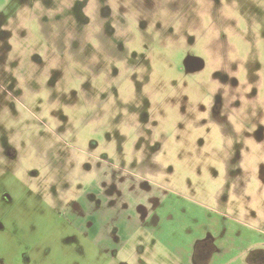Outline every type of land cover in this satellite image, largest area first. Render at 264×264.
I'll list each match as a JSON object with an SVG mask.
<instances>
[{
  "label": "rangeland",
  "instance_id": "1",
  "mask_svg": "<svg viewBox=\"0 0 264 264\" xmlns=\"http://www.w3.org/2000/svg\"><path fill=\"white\" fill-rule=\"evenodd\" d=\"M113 180L155 223L66 242ZM4 214L0 264H202L203 229L210 264H264V0H0Z\"/></svg>",
  "mask_w": 264,
  "mask_h": 264
},
{
  "label": "flooded vegetation",
  "instance_id": "2",
  "mask_svg": "<svg viewBox=\"0 0 264 264\" xmlns=\"http://www.w3.org/2000/svg\"><path fill=\"white\" fill-rule=\"evenodd\" d=\"M188 15V14H187ZM190 19V16L188 17ZM174 28V27H171ZM170 28V29H171ZM197 60H194V63ZM193 63V64H194ZM198 64V61L197 63ZM153 131H151V135H153ZM154 137V136H153ZM220 143L226 145L228 142L221 141ZM231 150V157H227L226 163L227 167L230 166L231 159L239 158L238 155H232ZM7 154L12 155L16 157L17 153L16 150L8 149ZM234 156V158L232 157ZM145 170H147L146 166L144 167ZM143 169V170H144ZM240 169L236 172L238 173ZM8 171L4 173L2 176L3 179H5L8 176ZM144 173V172H143ZM114 181V180H113ZM116 184V188L114 190L112 189H103L100 191H94L91 192L90 198H85V203L83 204V214L79 215L74 213L72 210H70L71 216L68 217L65 215L64 220H66L65 226L67 228V231L65 232V236L63 239L66 242L75 243L76 241H84L87 240L89 242L97 244V238L100 236L102 239H105L107 242H114L118 240L117 234L121 230L120 228L123 227L126 222L128 221V217L132 216L136 219H141L142 222H145V225L149 227V222L155 223L156 218H158L159 215L156 216V211L160 210V213L164 209L163 204H159L157 206H152L151 211L149 210V206L146 203H139L136 206L132 202L133 199H140L149 197L151 199H155L156 203H160V200H156V194L152 191H149L150 187L148 185L144 184V182H141L139 186L136 184L137 182H134L132 185L134 187H131L130 183H125L122 181H114ZM118 182V183H117ZM131 182V181H130ZM165 183L162 182V184L156 182L155 180H151V190L153 186H163ZM130 185V186H129ZM129 186V188H127ZM135 189H138V193L135 194ZM213 195V194H212ZM137 197V198H136ZM12 200V198L10 199ZM52 202V203H51ZM51 206L55 211H60L58 209L57 201L54 199V201H51ZM67 204L69 205V201L66 200ZM73 203V202H72ZM163 207V208H162ZM88 217L94 218V221L96 224H93L92 222L89 224H92L91 234L89 235L87 232V229L81 230L79 229V223L80 221L88 222ZM199 219V217H198ZM198 219L191 221L195 222L198 221ZM137 221V220H136ZM138 222V221H137ZM142 224V223H141ZM143 225V224H142ZM111 226L113 229L111 232H106V229ZM196 226L199 230H201L204 226L203 223H196ZM0 227H2L0 225ZM93 229L95 232H93ZM203 229L199 234L198 240L196 244L193 247V253L194 256L201 258L202 264H207L214 256L216 251H221V248L219 246L218 237L216 238L215 235H213V232L210 233V231H206ZM93 232V233H92ZM86 234V235H85ZM88 234V235H87ZM198 236V235H197ZM76 240V241H75ZM212 257V258H211Z\"/></svg>",
  "mask_w": 264,
  "mask_h": 264
},
{
  "label": "crops",
  "instance_id": "3",
  "mask_svg": "<svg viewBox=\"0 0 264 264\" xmlns=\"http://www.w3.org/2000/svg\"><path fill=\"white\" fill-rule=\"evenodd\" d=\"M4 213H5V212H4ZM5 216H7V215L4 214L3 217L0 216V218L2 219V221H0V225H1L2 227H5V226H4V222H3V219H4ZM99 239H102V237L100 236L99 238H97L96 241H99ZM103 241H106V240L103 239ZM200 259H201V258H200ZM211 260H212V259H211ZM211 260H210L207 264H210ZM191 263H193V262L191 261Z\"/></svg>",
  "mask_w": 264,
  "mask_h": 264
}]
</instances>
